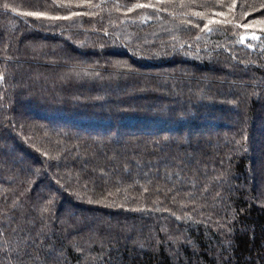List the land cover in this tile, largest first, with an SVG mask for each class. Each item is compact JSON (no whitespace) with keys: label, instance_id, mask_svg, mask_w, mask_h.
<instances>
[{"label":"trees","instance_id":"1","mask_svg":"<svg viewBox=\"0 0 264 264\" xmlns=\"http://www.w3.org/2000/svg\"><path fill=\"white\" fill-rule=\"evenodd\" d=\"M147 2L0 0V264H264V0Z\"/></svg>","mask_w":264,"mask_h":264},{"label":"rangeland","instance_id":"2","mask_svg":"<svg viewBox=\"0 0 264 264\" xmlns=\"http://www.w3.org/2000/svg\"><path fill=\"white\" fill-rule=\"evenodd\" d=\"M46 39H45V37L43 36V38H41V40H40V43H43L44 44V46L46 47V46H48L49 48H50V44L51 45H54V42L53 41H51L50 42V44L48 45L47 44V42L45 41ZM51 51V50H50ZM53 51V50H52ZM78 52V51H77ZM78 54H80L79 52H78ZM9 60V59H8ZM88 60V59H87ZM15 61L16 62H20V60H17V59H15ZM10 62V61H9ZM17 64V63H16ZM29 64H31L32 65V63H29ZM25 65H28V64H25ZM26 68V67H25ZM28 68V67H27ZM66 67H63V69H65ZM27 70V69H26ZM59 70H61V68L59 69ZM211 70V69H210ZM28 71H29V69H28ZM34 72H36V71H34ZM33 72V73H34ZM63 72V71H62ZM45 77V76H44ZM81 78H86V76H84V77H82V76H79V77H73V79H72V77L71 78H69L68 77V79H67V82L68 83H70V85L72 86V87H70V88H67L66 86H65V83L64 84H62V86L60 87V85H58V84H50V85H48L47 84V80L46 81H43V83H42V80H43V78L40 76H38V78H37V83L35 84V86L37 87V88H39V91H45V88H47L48 86H50V87H54V89L56 88V90L55 91H57L58 90V94H57V96H59L60 97V100H65V98L66 99H68V100H70L71 102H73V104H76V102L80 99L79 97H78V95H83L84 93L86 94V95H89V96H95V97H98V98H100L101 100H103V102H106L107 100H108V98H113V96H118L117 95V93H118V90H115L114 88H112V85L110 84V83H103V84H98L97 85V87L96 88H94V84H93V80L95 79V76H93V77H90V79H88L87 81H90L89 82V84H87V85H85V83H79V80L81 79ZM34 81H36V79H33ZM91 81H93V82H91ZM44 83H46V86L44 85ZM83 85V86H82ZM26 87H28V88H31V87H29V86H26ZM26 87H24L23 89H25ZM61 95V96H60ZM81 95V96H82ZM114 100H116V103L113 105V106H118L117 105V103L120 101V102H122V100H120L118 97L116 98H114ZM55 101V100H54ZM56 102H58V103H60V101H59V99H57V101ZM60 104H62V103H60ZM156 104H161V103H156ZM164 105H171V104H164ZM163 105V106H164ZM193 105V104H192ZM191 105V106H192ZM108 106V105H107ZM108 107H112V106H108ZM116 107H112V108H116ZM142 107V106H141ZM142 108H144V107H142ZM148 108V107H147ZM165 108H167V109H170L169 108V106H167V107H165ZM28 115H31L30 114V112L29 113H27ZM257 120H259V118H257ZM53 125H57L58 126V124L57 123H53ZM67 127V126H66ZM66 129H68V130H71V126L70 127H67ZM71 131H73V130H71ZM74 131L76 132V133H78L77 131H80V129H76V127L74 128ZM259 135L257 134V133H255L254 134V137H257V138H259L258 137ZM258 142V141H257ZM263 142V139H261V138H259V144L260 143H262ZM258 144V145H259ZM258 145H257V148H255L254 146H252V149H253V152L256 154V157H255V159H254V161L252 162V165L253 166H255L256 168H258V166H260V163H258V161H260L261 160V154L259 153V151H258ZM10 152L9 150H8V148H7V150H5V152ZM25 158H26V156H25ZM28 155H27V158H26V160L28 161ZM259 164V165H258ZM62 212L69 218V219H72L73 218V214L68 210V209H62ZM88 213L87 212H85L84 214H83V221H87L88 219H89V215H87ZM82 221V222H83ZM48 239H50V237L49 236H47V235H41L40 236V245L39 244H37V247H35V250H39V252H38V256H30V258H31V260H33L34 261V264H52V262L53 263H58V264H61L62 263V259H60V257H58V259H56V260H54V257H53V255L54 254H56L57 253V251H63V253H64V255L63 256H65V254H67V251L70 253V248H71V246H69V245H65V246H63V244H61V246L59 247V248H56L55 249V246H54V244L55 243H52L51 245H50V247L47 249L44 245H42L43 243L44 244H48L46 241L48 240ZM53 241H55V240H51V242H53ZM26 242V241H25ZM14 247H12V250L13 251H11L10 253L12 254V255H15L16 254V250L17 249H24L25 248V246H24V244H22V243H19V241L15 244V245H13ZM37 248V249H36ZM54 248V249H53ZM72 249V248H71ZM41 250H42V252H41ZM122 252V254L124 253V251L126 250L125 248H124V246H122V248L120 249ZM32 251H34V250H32ZM14 252V253H13ZM40 252H41V254H40ZM19 253V252H18ZM35 253V252H34ZM33 253V254H34ZM123 256V255H122ZM133 255H129V256H127V257H129V258H131ZM15 263V262H14ZM92 264H103V261H100V260H97V261H95L94 263H92ZM110 264H124V262H123V260H120V262L118 263V262H110Z\"/></svg>","mask_w":264,"mask_h":264},{"label":"snow or ice","instance_id":"3","mask_svg":"<svg viewBox=\"0 0 264 264\" xmlns=\"http://www.w3.org/2000/svg\"><path fill=\"white\" fill-rule=\"evenodd\" d=\"M165 2V0H156V2L153 4L150 2H147V3H137L135 4L133 7L135 8H148V7H152L154 8L156 11H162L163 8L161 7V5ZM8 5L6 4L5 5V8H7ZM233 8L235 7H238V5L235 3V0H233V5H232ZM128 11H132V8H129ZM231 11V9H230ZM27 15H31V16H39V15H42V13H39V12H30V13H27ZM221 15H223V13H221ZM210 23H217V21H211ZM205 29L211 31V28L209 27V24H205Z\"/></svg>","mask_w":264,"mask_h":264}]
</instances>
